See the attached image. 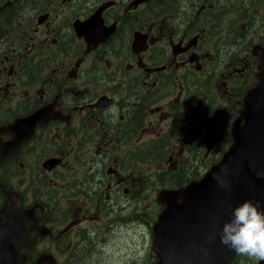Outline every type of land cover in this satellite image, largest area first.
<instances>
[{"label": "flooded vegetation", "instance_id": "1", "mask_svg": "<svg viewBox=\"0 0 264 264\" xmlns=\"http://www.w3.org/2000/svg\"><path fill=\"white\" fill-rule=\"evenodd\" d=\"M263 55L264 0H0V264H81L95 225L152 246L149 192L225 152Z\"/></svg>", "mask_w": 264, "mask_h": 264}, {"label": "water", "instance_id": "2", "mask_svg": "<svg viewBox=\"0 0 264 264\" xmlns=\"http://www.w3.org/2000/svg\"><path fill=\"white\" fill-rule=\"evenodd\" d=\"M260 59L259 84L244 100L222 161L201 181L159 194L167 210L154 228L156 264H231L238 247L262 232L264 55Z\"/></svg>", "mask_w": 264, "mask_h": 264}, {"label": "rangeland", "instance_id": "3", "mask_svg": "<svg viewBox=\"0 0 264 264\" xmlns=\"http://www.w3.org/2000/svg\"><path fill=\"white\" fill-rule=\"evenodd\" d=\"M224 105H226V103H224ZM220 114L225 115V123L228 125L230 129L231 125L229 122L231 121V119L233 120L234 118L233 114L227 111H223ZM206 124L207 123L204 122L201 126H206ZM196 129H198V132H200L199 127ZM199 134L200 133H198L197 135ZM198 143H199L198 141L193 140V146L198 145ZM216 145H213L211 150H214V147ZM204 146L205 144L200 145L201 148ZM217 147L218 149H221L220 145L219 146L217 145ZM181 148H182V145H180V143L173 142L172 149H176V151H179ZM170 157H172V152L168 157H166L164 161H162L161 164H159L161 168L160 171L167 170V167L171 165L172 162L169 160ZM198 163L201 164L200 162ZM99 164H101V162H99ZM108 164L109 163L106 164V168L110 167V165ZM152 166L153 167H150V166L146 167L145 173L146 172L150 173L152 170H155L157 167V165H152ZM74 181H75V170L73 168L68 169L66 171V176L63 182H65V185L67 186L69 193H72L70 189ZM152 191L149 192L148 198L145 200L146 209L147 207L149 208L153 207L152 201L155 200V193L153 194ZM63 201L67 202L68 200L67 198H64ZM147 212L150 213L151 211L148 210ZM94 229L96 230V237H95L96 242L89 241V243L87 245H83L82 248H80V250L81 249L83 250H86V249L93 250L94 249L95 253H84L81 264H97L96 263V258H97L96 251H100L102 249L105 251V254L102 255V258L106 262H108V264H153L156 261L150 252L151 242L148 237H146V239L143 241L142 236L140 234L133 236L131 235V230L129 229L128 231H126V233L128 234L130 233L128 237L125 238L124 233L122 236H119L120 231L122 230L125 231V229H127L122 224L95 225Z\"/></svg>", "mask_w": 264, "mask_h": 264}]
</instances>
